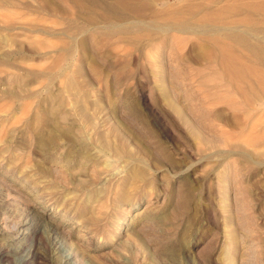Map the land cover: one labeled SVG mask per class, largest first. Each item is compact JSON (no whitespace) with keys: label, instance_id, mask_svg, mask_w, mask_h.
Instances as JSON below:
<instances>
[{"label":"rangeland","instance_id":"1","mask_svg":"<svg viewBox=\"0 0 264 264\" xmlns=\"http://www.w3.org/2000/svg\"><path fill=\"white\" fill-rule=\"evenodd\" d=\"M3 2L0 247L11 260L23 249L27 264H264V103H210L234 95L188 56L194 35L130 44L99 29L95 46L96 6ZM235 142L255 162L230 154Z\"/></svg>","mask_w":264,"mask_h":264},{"label":"bare ground","instance_id":"2","mask_svg":"<svg viewBox=\"0 0 264 264\" xmlns=\"http://www.w3.org/2000/svg\"><path fill=\"white\" fill-rule=\"evenodd\" d=\"M3 1L0 2V6H6V2ZM127 1L83 0L84 3L86 2V5H90L91 7L96 6L102 10L101 12L100 10L98 12L93 11L95 19H98V23L103 24L102 26L98 25L99 27H94L93 23L95 20H93L90 14L91 17L87 20L94 27V37L91 39V42H94L95 46L98 44V40L93 39H96L97 35L100 34L99 29L103 30L101 34L105 40H108L106 38L116 37L117 40L120 39L121 42L125 40L130 44H136L142 40L145 42H152L153 40L161 41L170 32H183L194 35L200 41H198L200 45H198L197 49L190 50L189 52L191 53H188V56L195 61L212 64L214 70L217 69L219 71L221 79L223 80L224 78L226 81L224 88L228 92H233L235 97L232 98L230 94L226 96L216 95L210 99V103L214 102L219 105L220 103H225L227 108L230 107L235 112H238V106L240 105L246 106L253 101H256L255 103H264V0H172V2L170 0H140L142 3L140 7H131ZM39 3H41L40 5L38 4L39 7L45 10V12L49 11L50 13L55 10L60 11V13L64 12L61 6L57 7V9L52 6L53 0H39ZM75 6H79V4ZM84 12L81 11L82 14ZM185 15L186 17H183ZM249 16H257L258 20L254 21L253 18V21L249 20ZM89 27L91 26L89 25ZM101 34L100 36H102ZM69 38L74 39L75 37L70 36ZM76 43L81 48H84L86 45L84 39H77ZM65 50L67 49L65 48ZM251 110L253 109L251 108ZM239 116L242 119H246L252 115L251 113H248V115L239 113ZM182 120L184 119L182 118ZM222 120H224V117ZM238 120L237 116L236 121ZM231 125V128H233V124ZM237 125L235 124V128L241 129L240 125ZM253 127L255 128V125ZM198 133L200 134L201 132ZM199 134L196 136H199ZM255 138L251 140L254 144H256L255 142L259 143L258 141L264 140L259 139V136L258 141ZM243 146L236 142L234 145L231 143V148L229 147L231 149L229 150L230 154L238 153L247 160L255 162V150L247 149L246 146ZM36 232L38 233L39 230H36ZM41 236L40 234L38 238L45 249L42 260L50 261L54 257L50 254V246L53 241L48 237L43 238ZM15 254L19 255L17 263L11 260L7 250H4L1 246L0 264H27L29 261V254H26L23 249H20Z\"/></svg>","mask_w":264,"mask_h":264}]
</instances>
